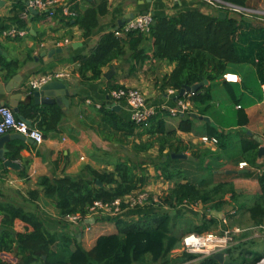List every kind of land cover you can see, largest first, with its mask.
Instances as JSON below:
<instances>
[{"label":"trees","instance_id":"16d2710c","mask_svg":"<svg viewBox=\"0 0 264 264\" xmlns=\"http://www.w3.org/2000/svg\"><path fill=\"white\" fill-rule=\"evenodd\" d=\"M222 1L251 8V0ZM68 4L76 16L66 17L65 25L77 26L84 39L89 38L98 28L100 20L109 14L107 0H83L82 5L86 7L72 0ZM25 9L24 2H17L12 16L6 21L27 30L28 22L35 21L38 15L47 16L36 11L35 14L30 13L28 20H23L21 13ZM218 12L192 9L166 16L155 14L148 34L131 31L116 36L114 31H109L86 54L68 60L78 65L77 72L86 82L101 79L102 69L114 61L125 60L130 71L135 70L137 65L151 61L174 65L169 74L156 82V88L161 94L173 90L175 98L183 85L191 87L204 80L209 82L208 86L203 85L196 92L179 98L189 101L193 111L176 116L178 123L171 129L166 121L172 116L163 108H159L149 121L142 124L121 119L112 107L102 106L98 109V113H101L99 132L105 140L115 141L117 136L129 138L141 130L139 135L148 136L150 140L134 144L132 150L147 153L157 147L156 161L153 162L155 178L169 184L158 200L161 211L144 210L142 215L130 220L110 219L115 223L116 232L99 236L93 247L86 250L76 237L67 233L57 235L46 228L36 204L39 196L52 201L60 218L79 215L84 220L94 203L109 204L146 188L151 179L148 170L142 167L141 162L117 161L112 170L85 167L87 177L41 176L36 180L35 190H29L25 195L16 191V195L0 199V264H218L213 255L198 258L195 254L182 251L172 256V251L180 247L182 237L187 234L200 235L232 228L223 223V219L227 218L226 206L236 201V205L232 206L234 212L244 207L237 199L239 195L231 182L233 177L254 179L259 190L252 206L247 209L246 231L238 236L237 243L226 254L232 261L245 264L257 263L264 258V249L262 252L253 251L257 244L255 240L242 241L251 234L252 228L264 227V164L259 162L257 154L261 144L243 133L238 145L233 144L229 149L227 144L232 128L202 121L205 125L204 135L216 141L221 152L204 149L198 155H193L203 172L201 179L195 182L189 180L182 168L174 166L179 160L171 158L172 153L184 151L178 146L177 132H194L195 122L201 120L194 119L193 114L198 117L210 115L215 99L212 85L222 81L223 74L230 72L231 67L252 66L256 79L264 84V19L229 11H225L226 18L220 19ZM114 27L117 25L114 24ZM117 30L120 32L121 27ZM27 35L31 37L28 32ZM31 60L30 55L22 62L0 55L1 80L8 82ZM222 82L226 87V97L232 104L234 126H246L248 119L245 108L249 104L244 103L242 94L243 89L247 90L248 87ZM118 88L123 87L111 86L112 90ZM5 106L10 108L8 102ZM63 115L61 106L36 104L32 94H25V98L19 101L18 113L15 114L17 118L21 116L29 121L30 127L38 129L43 138L57 129ZM262 141L264 145V132ZM6 147L8 152L4 159L18 164V179H27L29 160H23L20 152L28 149L29 144L11 140ZM241 162H245L247 167L238 169ZM227 165L235 168L232 170L236 173H226L229 170ZM9 171L0 160V176ZM186 204L197 208L199 220L186 231L175 233L177 216H172L169 211H176ZM212 212H223V219L213 216ZM107 220L102 219L101 222ZM16 221L24 225L22 230L15 228ZM215 229L218 230L212 231ZM5 254L11 255L13 262L5 260Z\"/></svg>","mask_w":264,"mask_h":264},{"label":"crops","instance_id":"0c3cea01","mask_svg":"<svg viewBox=\"0 0 264 264\" xmlns=\"http://www.w3.org/2000/svg\"><path fill=\"white\" fill-rule=\"evenodd\" d=\"M19 1L25 4L27 2V0H0V30L3 31L14 26L11 22L6 21V19L12 16L14 6ZM60 1L67 4L70 0ZM72 1L82 7H86V5H82L83 0ZM107 1L109 14L100 20L98 28L86 39L81 36V31L77 26L65 25L64 21L66 18L61 15L60 6L56 7V13L53 17L38 15L35 21L27 23L26 31L31 37L26 35L17 39H4L1 37L0 32V50L7 55L8 60L16 59L22 62L29 55L32 58L31 61H27L16 73L22 77L19 88L1 95L0 99L4 103L8 102L10 96L16 93H20L21 99H24L25 87L28 81L40 74L52 71L66 72L68 74L64 80L60 81L66 86L68 97L67 106H61L64 115L57 129L48 134L41 144H29L28 149L20 152L23 160H29L27 179H18L15 169H9L8 173L0 176V199H8L13 192L16 195V191L25 195L27 191L36 189V180L41 176L56 178L65 176L76 179L87 177V174L84 172L85 167H91L96 170H112L113 164L117 161L141 162L135 160V158L143 157L145 152L135 153L132 150L134 144L150 140L148 136L139 135L141 130H137L134 136L129 138L117 136V140L115 141L105 140L99 132L101 113H98V109L102 106L117 107L116 112L119 114V117L125 121H130L127 107L114 105L110 96L112 91L111 86L118 85L123 88L138 89L152 104L165 107H171L175 104L174 100L177 98L174 95L161 94L156 88V82L164 75L169 74L174 65H168L160 61H151L137 65L135 70L130 71V67L125 60L114 61L102 69L101 79L95 82H86L80 78L77 72L78 65L68 60L72 57L86 54L103 34L118 28L114 27V24L117 25L118 21L130 13L136 15L137 13L150 11L154 15H173L180 11L200 9L198 5L201 2L179 0L176 5L168 7L163 2L153 0ZM261 3L264 5L263 1ZM200 10L205 12L212 11L210 8L207 10L202 8ZM75 16L76 14L73 17ZM228 73L236 74L240 78L239 83L235 85L241 88H243L242 85L248 87L246 88L247 90L243 89L242 94L244 103L249 104L245 108L248 123L241 128L234 126L235 120L231 117L232 104L226 97V87L221 80L212 85L215 97L212 104L213 109L210 115L205 117L207 121L204 122L214 126L217 123H221L224 126H229L228 128H232L230 130L232 131L230 141L227 144L230 149L233 144L234 146L238 145V142L243 138V133L246 135L247 132H250V137L259 136L262 139V133L264 132V84L259 83L256 79L255 69L252 66H234L231 67ZM1 75L0 73V84H6L7 82L1 80ZM208 85L209 82L204 86ZM220 90H223L224 95L221 94ZM204 122L202 120L201 122L196 121L194 132H177L178 146L184 148V151L179 153H183L196 160L193 155H198L204 149L216 153L221 152L218 149V143H203L201 141L202 138L206 137L204 135ZM166 123L168 128H175L178 118H167ZM5 148L8 150L6 146ZM148 154L157 156V147L148 151ZM186 161L194 164L191 160ZM259 162L263 163L264 157L260 158ZM142 165V167L147 168L146 166L149 164L143 163ZM228 169L232 170L231 167ZM147 170L151 174L150 170L153 169L152 167H148ZM153 183L150 179L146 189L155 191L156 188H153ZM233 185L241 200L257 194L259 190L257 181L251 178L237 177L234 179ZM156 186L158 187V185ZM5 188L16 191L6 192L4 191ZM36 204L39 207L40 218L47 229L57 233V235L67 233L76 237L86 250L93 247L99 236L116 232L115 223L110 220L101 222L90 217L82 224H71L58 216L51 200H47L42 196H39ZM143 211V209L128 210L121 219L130 220L139 217L143 214ZM236 213L232 211V214ZM245 218L247 226L235 224L232 227H240L246 231L245 229L248 227L247 213L245 214ZM23 227L24 225L21 222H15L17 230H22ZM249 233L251 234L243 238L242 241L253 239L257 242L256 251L259 252L258 248L260 247L262 251L264 248V232L257 228H252ZM180 250L174 249L172 256L179 254Z\"/></svg>","mask_w":264,"mask_h":264},{"label":"built area","instance_id":"2783aa9c","mask_svg":"<svg viewBox=\"0 0 264 264\" xmlns=\"http://www.w3.org/2000/svg\"><path fill=\"white\" fill-rule=\"evenodd\" d=\"M163 2L165 4L170 3L171 5H176L179 0H153ZM199 1V0H198ZM199 2L206 3L209 5L211 10L215 11H229L231 13L242 14L249 18L264 19L260 15L263 11L252 8H243L222 0H200ZM57 6L61 7V15L63 17H73L74 12L70 10V6L67 3H62L60 0H27L26 9L21 14V18L26 20L31 12L38 11L46 13L47 16L53 17L55 15V9ZM154 14L150 11H146V14L137 13L126 22L119 32L116 28L114 33L116 36L123 35L127 32L135 31L142 34H148L150 25L152 24ZM27 35V31L24 29H19L15 26L10 27L1 31V37L4 39H17ZM67 43V41H65ZM68 74L66 72L52 71L40 74L32 79H30L25 87V94H33L34 91L41 89L43 86L51 82H60L64 80ZM222 81L226 83L236 84L239 83L240 78L238 75L233 73H225L222 76ZM167 94L175 95L173 90H167ZM184 95H190V93H185ZM111 99L114 105L127 107L130 120L142 124L149 121L153 117L159 108H163L169 112L172 117L178 115L184 116L187 113H191L192 106L189 101H183L177 99L175 104L171 107L160 106L152 103H147L146 96L134 88H118L111 91ZM236 108H240L237 106ZM18 133L25 138H29L34 141L35 145H39L43 142L42 133L36 129L31 128L26 122L19 120L13 113L11 108L6 106L0 107V137L5 134ZM203 143H214L216 141L210 140L207 137L202 138ZM247 164L241 162L238 164V169L246 168ZM156 185L162 188V193L157 190L151 191L146 188L136 191L122 199H116L112 203L102 204L100 202L94 203V205L89 209V215L83 220L79 215H68L63 218L65 221L79 225L90 217L101 221L106 219L116 220L121 219L124 213L128 210L133 209H143L148 211H161V206H158L159 197L165 193L169 187V184L162 182V179H158ZM167 187V189L164 188ZM161 190V189H160ZM182 207L187 208L191 211H197L194 206L183 205ZM166 209V207H165ZM223 219V218H222ZM223 223L227 224V221L223 219ZM258 230L264 232V227H256ZM244 232V229L240 227H232L230 229H224L221 232H208L204 234L190 233L182 237L180 248L182 251L190 254H195L198 258L207 257L214 255L215 253L222 252L227 255L226 252L232 246L237 243V238ZM247 264H264V258H262L257 263H247Z\"/></svg>","mask_w":264,"mask_h":264},{"label":"water","instance_id":"95a60500","mask_svg":"<svg viewBox=\"0 0 264 264\" xmlns=\"http://www.w3.org/2000/svg\"><path fill=\"white\" fill-rule=\"evenodd\" d=\"M32 13H36L33 11ZM146 14V12H143ZM134 16L133 13H130L128 16H125L122 20L118 21L117 27H122L126 22L132 19ZM218 18L224 19L227 17L226 12L220 11L217 14ZM0 55L7 58V55L0 50ZM8 59V58H7ZM22 82V77L19 74H15L6 84H0V97L1 95H5L6 93H10L13 90L19 88ZM208 83L207 80H204L202 83H198L191 87L187 85H183L176 96L177 99L184 96L185 93H194L196 92L201 86L206 85ZM67 97H68V90L66 86L61 82H51L47 85L43 86L41 89L34 91L32 94V99L36 104H57L58 106L65 105L67 106ZM21 99V94L16 93L10 96V100L8 101L9 107L12 109L14 114L18 113V103ZM5 106L4 101L0 99V107ZM113 110H117V107H113ZM194 119H199L202 121H207L205 117H198L197 115H192ZM19 120H22L30 125L29 121L25 120L23 117L18 116ZM247 135L250 136L251 133L247 132ZM254 140L261 144L258 148L257 154L258 158L264 157V146L262 145L263 141L259 136H254ZM11 140H18L25 142L30 145H35L34 141L29 138H25L24 136L18 133L12 134H5L0 137V160L3 162V165L9 169L17 170L19 166L13 162L4 159V155L8 150L5 148L6 144ZM171 158L174 160H193L192 158L188 157L183 153H172ZM242 171H238L237 173H241ZM226 173H236L234 170H226ZM99 184V182H98ZM212 215L217 217L218 219L223 218V212H212ZM213 258L218 262V264H245L241 261H232L227 255L224 253L219 252L213 255Z\"/></svg>","mask_w":264,"mask_h":264},{"label":"rangeland","instance_id":"374dc122","mask_svg":"<svg viewBox=\"0 0 264 264\" xmlns=\"http://www.w3.org/2000/svg\"><path fill=\"white\" fill-rule=\"evenodd\" d=\"M194 1H197V2H199L198 0H194ZM263 1V4H264V0H251V4H250V7L252 8V9H257V10H259V11H263L262 12V14L260 15L261 17H263L264 18V5H262V2ZM167 6L168 7H170L171 6V4L170 3H167ZM198 8H200V9H209V8H211L209 5H207L206 3H203V2H201V4L200 5H198ZM140 91V90H139ZM220 92H221V94H223L224 95V93H223V90H220ZM226 94V93H225ZM147 100V103H149V99H146ZM246 135H247V133H246ZM150 139V138H149ZM154 138H151V140H153ZM254 139V138H253ZM128 146H130V145H128ZM135 160H137V161H141L142 163H144V164H149V165H147L146 167L148 168V167H152V169L154 168V166H153V162L154 161H156V156H153L152 154H148V152L147 153H145L144 155H143V157L141 156V157H139V158H135ZM191 161H193L194 162V164L193 163H191V162H188V161H186V160H179V161H177V163L174 165V166H176L177 168H182L184 171H185V173L187 174V176H188V179L189 180H191V181H193V182H195V181H197V180H199V179H201V177L203 176V172H202V170H200L199 169V163L198 162H196V160H191ZM263 164H264V162H263ZM230 167V165H227L226 166V168H229ZM145 168V167H144ZM147 168H145V169H147ZM232 169H235V168H232ZM148 172H149V170H148ZM150 172H151V176H150V178H151V182H154L153 183V188L155 189L156 188V190L158 191V192H160V193H162V188L160 187H157L156 186V183H157V180L158 179H156L155 178V173H154V170H150ZM234 177L231 179V182L233 183V181H234ZM163 182V181H162ZM8 186V185H7ZM10 187V186H9ZM164 188L165 189H167V187H165L164 186ZM12 189V188H11ZM14 189V188H13ZM161 189V190H160ZM32 190H35V189H32ZM4 191H6V192H8V191H16V190H10V188L8 189V188H5V190ZM27 193V192H26ZM25 193V194H26ZM164 193V192H163ZM12 195H14V192L12 193ZM257 194H255V195H251V196H248V197H245V199L244 200H241L239 197V202H241V203H243L244 204V207H243V209H241V210H237L236 212V214H232V206H233V204L234 205H236V201L233 203V204H231V205H228V206H226V215H227V218H226V221H227V225L228 226H230V227H232V226H234L235 224H238V225H240V226H247V223H246V218H245V214L247 213V209L249 208V207H251L252 206V204H253V200H254V198H255V196H256ZM227 198H228V196H227ZM237 198V199H238ZM199 208H201L200 206H199ZM169 213L173 216L174 214L177 216V218H176V223H177V226H176V229L174 230V232L175 233H180V232H184V231H186L187 229H189V227H190V225L192 224V223H197V220H199V211H190L189 209H187V208H184V207H180L179 209H177L176 211H169ZM224 214V213H223ZM232 215V216H231ZM234 217V218H233ZM237 219H236V218ZM181 225V226H180ZM113 230V229H112ZM218 229H215V230H212V231H217ZM255 239H259V238H255ZM256 247H257V245H255V248L253 249V251H256L257 249H256ZM177 249H179L180 250V248L178 247ZM259 249V252L261 251V247L260 248H258ZM264 249V248H263ZM263 249H262V251H263ZM261 251V252H262ZM180 252H181V250H180ZM3 258L5 259V260H7L8 262H13V258H12V256L11 255H9V254H5L4 256H3ZM185 264H192V263H185Z\"/></svg>","mask_w":264,"mask_h":264}]
</instances>
